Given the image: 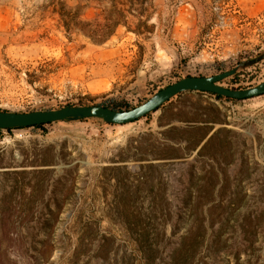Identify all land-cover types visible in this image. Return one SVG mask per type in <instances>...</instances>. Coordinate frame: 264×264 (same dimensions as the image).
Returning <instances> with one entry per match:
<instances>
[{
  "label": "rangeland",
  "instance_id": "374dc122",
  "mask_svg": "<svg viewBox=\"0 0 264 264\" xmlns=\"http://www.w3.org/2000/svg\"><path fill=\"white\" fill-rule=\"evenodd\" d=\"M263 51L264 0H0V110H125ZM0 264H264V95L0 131Z\"/></svg>",
  "mask_w": 264,
  "mask_h": 264
},
{
  "label": "water",
  "instance_id": "95a60500",
  "mask_svg": "<svg viewBox=\"0 0 264 264\" xmlns=\"http://www.w3.org/2000/svg\"><path fill=\"white\" fill-rule=\"evenodd\" d=\"M264 60V51L258 56L241 61L233 68L213 76H187L154 92L147 100L125 110L102 105H66L58 109L12 112L0 110V130H13L47 125L57 122H79L97 119L105 125H126L147 117L165 103L189 92H204L216 96L242 101L264 95V81L247 88H227L221 81L233 77L240 70L255 66Z\"/></svg>",
  "mask_w": 264,
  "mask_h": 264
},
{
  "label": "crops",
  "instance_id": "0c3cea01",
  "mask_svg": "<svg viewBox=\"0 0 264 264\" xmlns=\"http://www.w3.org/2000/svg\"><path fill=\"white\" fill-rule=\"evenodd\" d=\"M217 125V124H216ZM221 126V125H219ZM214 132V129H212V131H209L203 138L200 144H204L211 136L212 133Z\"/></svg>",
  "mask_w": 264,
  "mask_h": 264
},
{
  "label": "trees",
  "instance_id": "16d2710c",
  "mask_svg": "<svg viewBox=\"0 0 264 264\" xmlns=\"http://www.w3.org/2000/svg\"><path fill=\"white\" fill-rule=\"evenodd\" d=\"M199 93H204V92H199ZM209 95H212L214 96L216 99H225V100H228V101H236V100H230V99H226V98H222V97H219V96H216L214 94H210V93H207ZM181 95L177 96V97H180ZM158 111V110H157ZM43 125H40V126H35V128H41ZM11 130H7V132H9Z\"/></svg>",
  "mask_w": 264,
  "mask_h": 264
},
{
  "label": "built area",
  "instance_id": "2783aa9c",
  "mask_svg": "<svg viewBox=\"0 0 264 264\" xmlns=\"http://www.w3.org/2000/svg\"><path fill=\"white\" fill-rule=\"evenodd\" d=\"M0 131H3V130H0Z\"/></svg>",
  "mask_w": 264,
  "mask_h": 264
}]
</instances>
